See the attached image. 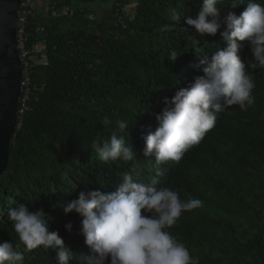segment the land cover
<instances>
[{
    "label": "trees",
    "instance_id": "1",
    "mask_svg": "<svg viewBox=\"0 0 264 264\" xmlns=\"http://www.w3.org/2000/svg\"><path fill=\"white\" fill-rule=\"evenodd\" d=\"M202 3L52 0L38 5L29 20L34 37L28 42L36 89L0 178V244L18 242L8 210L22 203L30 212L43 209L49 230L58 232L74 254L90 255L80 234L82 217L65 215L63 206L83 190L115 191L124 173L147 183L160 168L162 185L177 190L182 200L202 202L169 229L199 264H264V70H249L254 104L247 111L234 105L219 113L215 127L178 163L158 165L154 155L143 156L144 137L158 127L155 116L166 106L164 99L204 75L194 67L198 56L211 57L226 47L221 35L226 25L215 36H197L199 43L182 32ZM230 3L219 5L221 18L243 12L244 6L234 9ZM171 10L180 14L179 21L172 20ZM164 24L167 33L159 31ZM240 43L238 55L247 66L250 47ZM173 50L180 55L175 62L169 58ZM38 62L46 67L43 75ZM105 116L128 122L122 135L136 160L105 164L98 159L91 143L108 139L113 127L102 125ZM24 255L23 264H57L55 252L42 246Z\"/></svg>",
    "mask_w": 264,
    "mask_h": 264
},
{
    "label": "clouds",
    "instance_id": "2",
    "mask_svg": "<svg viewBox=\"0 0 264 264\" xmlns=\"http://www.w3.org/2000/svg\"><path fill=\"white\" fill-rule=\"evenodd\" d=\"M222 3L203 0L198 15L185 21L188 27L182 32L197 43V36H215L226 25L221 34L226 47L217 48L211 57L198 56L194 67L204 75L197 76L170 100L164 99L166 106L155 116L158 127L144 137L143 156L154 155L158 165L178 163L215 127L219 113L234 105L247 111L255 102L252 92L256 85L249 70H264V0H247L246 4L245 0H231L232 8L244 6V10L239 16L229 12L224 18L219 7ZM171 16L174 21L181 18L175 10H171ZM169 30L167 24L159 29L162 33ZM240 42L250 47L252 59L247 66L238 55ZM179 56L175 50L169 54L172 62ZM102 125L113 127L108 139L97 138L91 143L98 159L105 164L136 160V151L122 135L129 128L128 122L113 123L105 116ZM163 175L164 170L157 168L155 176L144 183L124 173L115 191L83 190L63 206L65 215L75 212L82 217L80 234L90 255L77 256L58 232L50 231V217L43 209L30 212L22 203L9 208L8 220L18 242L0 244V264H23L24 253L41 246L55 252L57 264H72L77 257L78 264H199V258L192 256L169 229L183 213L201 207L202 202L182 200L177 190L162 185ZM72 227L71 223L65 225L69 232Z\"/></svg>",
    "mask_w": 264,
    "mask_h": 264
},
{
    "label": "water",
    "instance_id": "3",
    "mask_svg": "<svg viewBox=\"0 0 264 264\" xmlns=\"http://www.w3.org/2000/svg\"><path fill=\"white\" fill-rule=\"evenodd\" d=\"M23 0H0V178L8 170L17 132L23 64L18 51V21Z\"/></svg>",
    "mask_w": 264,
    "mask_h": 264
},
{
    "label": "built area",
    "instance_id": "4",
    "mask_svg": "<svg viewBox=\"0 0 264 264\" xmlns=\"http://www.w3.org/2000/svg\"><path fill=\"white\" fill-rule=\"evenodd\" d=\"M41 0H23L22 6L19 11V21H18V51L22 60L24 72L22 81V96L20 99L19 115H18V125L17 131L21 130L24 119L27 113L30 111L29 102L34 96V91L36 85L33 83V75L35 64L31 60L33 52L28 48V42L30 38L34 37V33L29 28V20L33 17L37 10L38 5H40ZM42 5V4H41ZM121 15L117 16V24H120ZM35 32H41L40 27L35 28Z\"/></svg>",
    "mask_w": 264,
    "mask_h": 264
},
{
    "label": "rangeland",
    "instance_id": "5",
    "mask_svg": "<svg viewBox=\"0 0 264 264\" xmlns=\"http://www.w3.org/2000/svg\"><path fill=\"white\" fill-rule=\"evenodd\" d=\"M40 3L42 4V6L45 5V4H50L51 5L52 4V0H41ZM88 8H91V6H89ZM125 12H128V10H125ZM91 16H94V15H91ZM108 19H111V15L109 16ZM38 64L40 65L39 66V75H43L45 73L46 67L44 66V63H39L38 62Z\"/></svg>",
    "mask_w": 264,
    "mask_h": 264
},
{
    "label": "crops",
    "instance_id": "6",
    "mask_svg": "<svg viewBox=\"0 0 264 264\" xmlns=\"http://www.w3.org/2000/svg\"><path fill=\"white\" fill-rule=\"evenodd\" d=\"M38 73H39V71H38Z\"/></svg>",
    "mask_w": 264,
    "mask_h": 264
}]
</instances>
